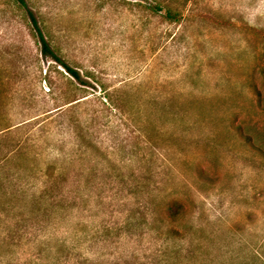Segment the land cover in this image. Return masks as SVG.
Instances as JSON below:
<instances>
[{
    "label": "rangeland",
    "instance_id": "1",
    "mask_svg": "<svg viewBox=\"0 0 264 264\" xmlns=\"http://www.w3.org/2000/svg\"><path fill=\"white\" fill-rule=\"evenodd\" d=\"M167 1L0 0V264H264V0Z\"/></svg>",
    "mask_w": 264,
    "mask_h": 264
},
{
    "label": "trees",
    "instance_id": "2",
    "mask_svg": "<svg viewBox=\"0 0 264 264\" xmlns=\"http://www.w3.org/2000/svg\"><path fill=\"white\" fill-rule=\"evenodd\" d=\"M14 1H16L21 6L25 7L24 0H14ZM168 3H170V1L154 0L155 6L152 7L151 9L153 11V10H161L164 8L166 10V13H167L166 18H168L170 21H176L175 12H173V10L167 6ZM27 13H28V17L31 21V24L33 25V27L36 31V35L38 36V39L40 41L41 53L45 56L50 57L54 62H57L60 66H62L64 68V70L66 71V73L68 75H70L72 78L78 80L79 79L78 72L74 68H71L66 63H64L58 56H56L54 54V52L51 50V48L49 46V43L44 38V35L42 34L41 30L39 29L38 24H37V20L33 16L32 12L27 11ZM73 101H76V100H71V101H69V103H71ZM1 159L4 161L8 160V156L5 155ZM47 178H48V174H47ZM48 195H49V188H46L40 193L38 200L39 201H46V200L51 199L50 198L51 196L47 197ZM56 205L57 204H52L51 208L55 207ZM51 208H50V210H51ZM186 211L187 210L185 209L184 205L177 200H173V199L168 200L163 204V207L161 209V213L164 217V220L169 225V227L167 228V233L169 234L170 237H173L179 233L178 230L175 228V225L178 223V221L180 219H182L184 217V215L186 214ZM42 244H44V242ZM42 247L43 248H49L48 246H45V247L42 246ZM56 248H59L58 252L61 253L66 248H69V246H66V243L64 241H57L56 242Z\"/></svg>",
    "mask_w": 264,
    "mask_h": 264
}]
</instances>
